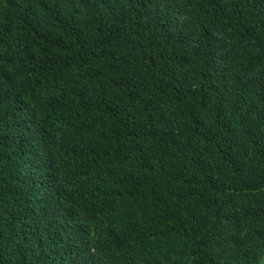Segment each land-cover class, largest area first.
Instances as JSON below:
<instances>
[{
	"label": "trees",
	"instance_id": "16d2710c",
	"mask_svg": "<svg viewBox=\"0 0 264 264\" xmlns=\"http://www.w3.org/2000/svg\"><path fill=\"white\" fill-rule=\"evenodd\" d=\"M0 264H264V0H0Z\"/></svg>",
	"mask_w": 264,
	"mask_h": 264
}]
</instances>
